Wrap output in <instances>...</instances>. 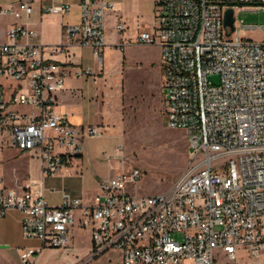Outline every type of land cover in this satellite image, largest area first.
<instances>
[{
    "label": "built area",
    "instance_id": "1",
    "mask_svg": "<svg viewBox=\"0 0 264 264\" xmlns=\"http://www.w3.org/2000/svg\"><path fill=\"white\" fill-rule=\"evenodd\" d=\"M239 4L260 8L264 0H155V24L139 34L140 43L158 42L161 48L166 120L186 131L189 160L170 188L133 192L143 174L133 166L101 179L92 205L63 191L61 203L53 206L41 182L18 191L3 186L0 176V216L19 209L23 234L51 247H64L77 221L90 233L89 258L116 248L122 264H238L241 254L262 261L264 40L243 32L264 25L236 24L235 18L228 35L224 11ZM80 7V22L67 25L65 34L70 43L91 47L101 60L104 17L114 4L81 0ZM69 8L61 1L44 10ZM33 10L30 0L0 5V14L16 19ZM124 27L117 24L118 30ZM35 34L19 22L0 31V136L12 147L33 152L43 173L51 175L82 153L86 138L100 137L105 129L75 125L57 110L68 70L47 59L42 44L23 40ZM90 73V68L78 71ZM34 253L23 250L22 264H34Z\"/></svg>",
    "mask_w": 264,
    "mask_h": 264
},
{
    "label": "crops",
    "instance_id": "2",
    "mask_svg": "<svg viewBox=\"0 0 264 264\" xmlns=\"http://www.w3.org/2000/svg\"><path fill=\"white\" fill-rule=\"evenodd\" d=\"M18 1L21 0H0V5ZM30 1L34 10L29 16L16 19L12 15L0 14V31L5 32L14 22L34 29L36 34L23 40L42 44L45 57L68 70L65 87L57 93V110L65 113L75 125H101L105 132L100 137L86 138L82 153L51 175L43 173L41 161L33 152L12 147L5 136H0L3 186L20 191L30 183L41 182L44 195L53 206L61 203L63 191L81 198L85 205H92L99 192V181L121 170L115 156L123 130L112 90L115 80L104 69V49L114 46L124 50L129 45L140 44V32L155 24V0H108L114 8L108 10L104 17L105 45L101 60L91 47L70 43L65 34L67 25L80 22L81 0ZM61 1L70 3L67 12L44 10ZM118 23L124 24V29L118 30ZM56 45L60 48L55 50ZM87 68L91 69L90 74L78 75L79 70ZM76 216L79 217V211ZM22 219V211L16 208L0 216V264H22L21 253L27 248L35 249L31 257L34 264H122V251L116 248L89 258L93 247L90 233L80 228L77 221L68 231L67 244L51 247L38 238L26 237ZM81 234L88 236L85 246L78 243Z\"/></svg>",
    "mask_w": 264,
    "mask_h": 264
},
{
    "label": "rangeland",
    "instance_id": "3",
    "mask_svg": "<svg viewBox=\"0 0 264 264\" xmlns=\"http://www.w3.org/2000/svg\"><path fill=\"white\" fill-rule=\"evenodd\" d=\"M258 6L239 4L233 7L236 24L263 26L264 5ZM243 34L256 41L264 40V29L258 27H247ZM104 69L115 80L112 90L123 130L121 145L115 156L120 171L133 166L143 171L133 192L167 190L184 171L189 160V147L186 131L170 127L166 120L164 69L158 42L129 45L124 50L106 47ZM211 79L216 81L217 77ZM19 110L30 111V108L21 106ZM87 237V234L79 236L80 246L87 245ZM224 260V256L219 257V262ZM238 264H264V258L258 261L241 254Z\"/></svg>",
    "mask_w": 264,
    "mask_h": 264
},
{
    "label": "water",
    "instance_id": "4",
    "mask_svg": "<svg viewBox=\"0 0 264 264\" xmlns=\"http://www.w3.org/2000/svg\"><path fill=\"white\" fill-rule=\"evenodd\" d=\"M223 23L226 27L230 28V31L227 33L228 35L235 30V16H234V8L229 6L224 11Z\"/></svg>",
    "mask_w": 264,
    "mask_h": 264
},
{
    "label": "trees",
    "instance_id": "5",
    "mask_svg": "<svg viewBox=\"0 0 264 264\" xmlns=\"http://www.w3.org/2000/svg\"><path fill=\"white\" fill-rule=\"evenodd\" d=\"M232 5V4H231ZM240 5H243V4H240Z\"/></svg>",
    "mask_w": 264,
    "mask_h": 264
}]
</instances>
